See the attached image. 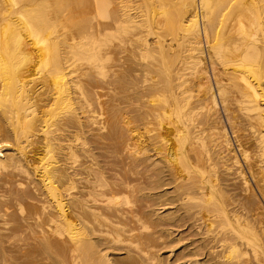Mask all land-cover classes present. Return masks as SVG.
I'll return each instance as SVG.
<instances>
[{
  "label": "bare ground",
  "instance_id": "6f19581e",
  "mask_svg": "<svg viewBox=\"0 0 264 264\" xmlns=\"http://www.w3.org/2000/svg\"><path fill=\"white\" fill-rule=\"evenodd\" d=\"M0 264H264V0H0Z\"/></svg>",
  "mask_w": 264,
  "mask_h": 264
}]
</instances>
